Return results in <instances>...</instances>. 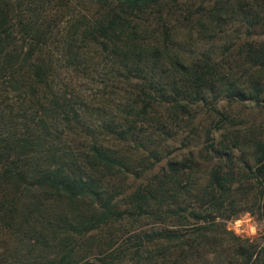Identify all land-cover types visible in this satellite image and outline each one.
Here are the masks:
<instances>
[{
  "label": "trees",
  "instance_id": "1",
  "mask_svg": "<svg viewBox=\"0 0 264 264\" xmlns=\"http://www.w3.org/2000/svg\"><path fill=\"white\" fill-rule=\"evenodd\" d=\"M53 1L0 0L24 264H264L225 223L264 221V0Z\"/></svg>",
  "mask_w": 264,
  "mask_h": 264
},
{
  "label": "rangeland",
  "instance_id": "2",
  "mask_svg": "<svg viewBox=\"0 0 264 264\" xmlns=\"http://www.w3.org/2000/svg\"><path fill=\"white\" fill-rule=\"evenodd\" d=\"M56 3H60V0H54L49 7L54 8ZM62 3H65V0H63ZM10 5L12 7L11 16L13 17L14 3L10 1ZM55 15H58V13L54 12L52 14V16ZM87 64L96 65L92 60ZM87 80L86 78L84 81ZM249 109L250 108L246 105L245 110L241 112L243 118L248 115ZM257 109H254L253 116H256L258 113ZM234 111L235 113L238 111L236 106H234ZM24 215L25 210L22 212V210L18 209L17 216H15V214H13V216L7 214L5 216L3 215V218L0 217V264H24L23 258L19 256L25 253L29 225L23 222H18L16 224L11 220L12 217L15 221H18L20 218L23 219V217H25ZM4 220L6 221L5 223ZM225 223L228 230L241 238L259 239L264 235V221L256 213L251 211L240 212L225 220Z\"/></svg>",
  "mask_w": 264,
  "mask_h": 264
}]
</instances>
